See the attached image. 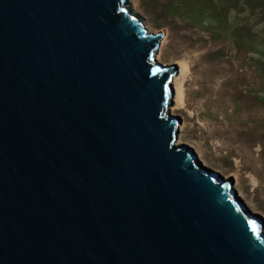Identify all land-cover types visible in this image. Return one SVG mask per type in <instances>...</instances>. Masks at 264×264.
I'll use <instances>...</instances> for the list:
<instances>
[{
  "label": "water",
  "instance_id": "95a60500",
  "mask_svg": "<svg viewBox=\"0 0 264 264\" xmlns=\"http://www.w3.org/2000/svg\"><path fill=\"white\" fill-rule=\"evenodd\" d=\"M162 36L131 0H0V264H264V220L176 144Z\"/></svg>",
  "mask_w": 264,
  "mask_h": 264
},
{
  "label": "rangeland",
  "instance_id": "374dc122",
  "mask_svg": "<svg viewBox=\"0 0 264 264\" xmlns=\"http://www.w3.org/2000/svg\"><path fill=\"white\" fill-rule=\"evenodd\" d=\"M131 4L148 31L161 32V41L166 37L157 52L162 63L171 64L185 54L186 35L208 40L202 49L212 50L215 57L187 78L179 137L197 147L221 176L229 174L237 194L238 189L244 194L240 198L246 207L247 201L264 220V0H131ZM220 66L223 70L214 75L205 73ZM205 75L209 90L196 93L202 84L197 80Z\"/></svg>",
  "mask_w": 264,
  "mask_h": 264
},
{
  "label": "bare ground",
  "instance_id": "6f19581e",
  "mask_svg": "<svg viewBox=\"0 0 264 264\" xmlns=\"http://www.w3.org/2000/svg\"><path fill=\"white\" fill-rule=\"evenodd\" d=\"M133 7V6H132ZM134 9V7H133ZM135 11V10H134ZM187 37V41L184 40L183 42L184 44V50L186 51L185 54H183V56H181L180 58L174 60L172 63L176 64L178 66V72L175 73V75L172 78V84H173V88H174V104L171 107V112L174 115H179V111L182 108H185V103H186V91L184 89L185 87V83L187 81L188 76L193 72L196 71L197 69L202 70L204 67V64L207 63L208 61L212 60L215 56L213 55V51L212 50H203L202 48L204 47V44L206 42H208V40L197 37V38H192V37H188L187 35L185 36V38ZM166 38V37H165ZM164 39H162L161 41V48L164 46ZM203 50L202 53L199 54V56L197 58H195L193 61H189V58L192 57L191 54L195 53V52H200V50ZM157 60L159 62L162 61L161 55L158 54L157 56ZM192 60V59H191ZM223 67H217V68H208L207 70H205L206 74H210L214 75L218 70L222 71ZM225 70V69H224ZM209 76V77H210ZM193 81H196L193 80ZM210 79H208L205 75L204 78L202 79H198L197 82H201V86L196 90V93H203L206 92V90L208 89V84H209ZM196 83V82H194ZM200 85V84H199ZM202 95V94H201ZM182 128V127H180ZM181 130V129H180ZM177 145H181V144H188L191 147L195 148V152L198 154V161H201V164L203 166L209 167L215 171H220L217 168H213L212 166H210L206 160L204 159L203 155L201 154V152L197 149V147L193 146L190 142H187L185 140H183V138L180 136L178 141L176 142ZM225 179L227 181L230 182L229 179V174H225ZM233 186V183H232ZM233 188H237L236 185L233 186ZM237 191V190H236ZM239 193L236 195L240 198H245L244 194L242 193V191L240 189H238ZM242 200V199H241ZM246 201V199H245ZM244 203V202H243ZM247 205L249 208H247L250 212L254 213L257 212V210L254 209V207H252L247 201H246ZM246 206V204H245ZM251 209V210H250ZM263 231H264V226H263Z\"/></svg>",
  "mask_w": 264,
  "mask_h": 264
}]
</instances>
